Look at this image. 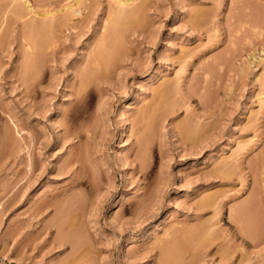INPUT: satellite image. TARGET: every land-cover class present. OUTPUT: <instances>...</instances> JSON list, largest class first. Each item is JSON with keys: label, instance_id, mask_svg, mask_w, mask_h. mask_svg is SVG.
Returning a JSON list of instances; mask_svg holds the SVG:
<instances>
[{"label": "rangeland", "instance_id": "obj_1", "mask_svg": "<svg viewBox=\"0 0 264 264\" xmlns=\"http://www.w3.org/2000/svg\"><path fill=\"white\" fill-rule=\"evenodd\" d=\"M111 1L84 0L55 40L0 0V264H70L73 220L78 264H264V0H134L117 30Z\"/></svg>", "mask_w": 264, "mask_h": 264}, {"label": "bare ground", "instance_id": "obj_2", "mask_svg": "<svg viewBox=\"0 0 264 264\" xmlns=\"http://www.w3.org/2000/svg\"><path fill=\"white\" fill-rule=\"evenodd\" d=\"M84 0H70V1H67V2H65V3H63L62 5H61V8L58 10L59 11V13L57 14V12H55L54 11V9H52V8H45V9H43L42 11H40V9H36L35 8V6L34 5H32L31 3H30V0H10V2H9V4L7 3L6 5H4L5 6V8L6 9H4L2 12H4V13H9V14H11V16L10 15H8L7 17H4V18H7V20L9 21V23L8 24H14V23H18V22H22V25H25V27L23 26V29L24 28H26V30L27 31H29L30 33H29V37H32V38H35V39H37L36 37L37 36H39L40 34L42 35L43 33L42 32H45L44 34H43V38H44V36H48V34L46 35V32L48 31V33H49V36L51 35L50 33H51V31L52 32H54V30H51V29H57L58 27H62V25H65V24H69V26L71 27H73L74 28V24H75V22L74 21H76L75 20V18L76 17H80V16H82V14H83V8H81L80 6H79V4L80 3H82ZM110 1V0H109ZM111 3L113 4H111V6L113 7L114 6V8H112V7H110V6H108V8H112V10H109V11H112V13H113V11H114V17H113V14H112V18L114 19V26H113V28L112 29H116L117 30V28L118 27H120L121 25H120V22L121 21H123V20H125L124 18H127V16H128V18H129V15L130 14H134V15H139L138 13H139V11L136 9H134V10H132V4L134 3V0H112L111 1ZM132 7H131V6ZM134 5V4H133ZM131 7V8H129L130 10H128V7ZM135 6V5H134ZM1 8H3V6L1 5ZM139 8H141V6H139ZM114 9V10H113ZM6 10V11H5ZM39 10V11H38ZM139 10H141V9H139ZM133 11H135V13L133 12ZM143 11V10H142ZM132 12V13H131ZM138 12V13H137ZM0 15H1V13H0ZM5 16V15H4ZM10 16V17H9ZM140 16V15H139ZM1 18H3L2 16H0ZM110 17H111V15H110ZM109 17V18H110ZM134 17V16H133ZM135 17H138V16H135ZM134 17V18H135ZM58 18H61L60 19V21H58L59 19ZM55 19H57V20H55ZM111 19V18H110ZM123 19V20H122ZM4 20H6V19H2V21H1V19H0V31L2 30V23L4 22ZM55 21V22H54ZM60 22L59 24V26H56V25H58V22ZM126 21V20H125ZM2 22V23H1ZM53 22H54V24H53ZM57 22V23H56ZM113 22V21H112ZM124 22V21H123ZM123 22H121V23H123ZM55 23H56V25H55ZM4 24V23H3ZM71 24V25H70ZM111 26V25H110ZM115 27V28H114ZM22 31V33L24 32V34L25 33H27V31ZM111 32L113 33V31L111 30ZM115 32V31H114ZM37 34L36 35V37H35V34ZM40 33V34H39ZM116 33V32H115ZM1 34H2V32H1ZM0 34V35H1ZM23 34V35H24ZM52 34H55V33H52ZM114 34V33H113ZM28 35V34H27ZM56 35V34H55ZM54 36V35H53ZM1 37H3L2 35L0 36V45H1V40H2V38ZM24 37L26 38V36L24 35ZM45 37V38H46ZM51 37H52V35H51ZM55 37V36H54ZM54 37H52V38H54ZM27 38H28V36H27ZM26 38V39H27ZM31 38V39H32ZM38 38H41V36L40 37H38ZM48 39H49V37H47ZM46 38V39H47ZM25 39V40H26ZM30 39V38H29ZM29 40V43H30V41H31V43H30V45H29V47H28V51H26L27 49H25V51H26V54L28 53V55H27V59L25 60V63H24V66L21 68L22 69V73L20 74V80H21V85L22 84H24V89H23V92H25V94L28 92V90H30V87H31V85H33L34 84V81H35V79L37 80V73L39 72H36V69H35V67H36V65L38 66V64H35L34 63V61H35V57H34V55L35 54H33L32 52H33V50H30V48L31 49H37V48H35V47H39V49H43V45L42 44H45L44 46H47L48 47V44L46 45V41L43 43L42 42V46H40V44L39 43H41V42H39V39L37 40L38 41V43L35 45V46H33V39L32 40ZM55 39V38H54ZM53 39V40H54ZM56 40V39H55ZM55 40H54V42H55ZM42 41V40H41ZM51 41V40H50ZM28 42V41H27ZM47 42H49L48 40H47ZM28 43V44H29ZM35 43H36V41H35ZM39 44V45H38ZM49 44H51L50 42H49ZM52 45V44H51ZM50 46V45H49ZM33 47V48H32ZM40 47H42V48H40ZM26 48V47H25ZM45 48V47H44ZM49 48V47H48ZM41 50H39V51H41ZM95 50V49H94ZM35 51V50H34ZM44 51H46V49L44 50ZM38 52V51H37ZM38 53H41V52H38ZM96 53V52H95ZM25 54V55H26ZM33 54V55H32ZM43 54H45V53H43ZM93 54H94V52H93ZM99 54V53H98ZM38 55V54H37ZM41 55H42V53H41ZM40 55V56H41ZM97 55V54H96ZM100 55V54H99ZM98 55V57L97 56H95V59H94V65H95V67H97V66H101L100 64H102V63H104L105 64V62H102L101 61V59H100V57H102V56H99ZM101 55H102V53H101ZM37 57V56H36ZM39 57V56H38ZM252 57H254V55L252 54ZM35 58V59H34ZM103 58V57H102ZM34 59V60H33ZM103 60H105V58H103ZM251 60V59H250ZM248 62H247V65H250L251 63H253L252 61H249V60H247ZM255 61V60H254ZM91 62V61H90ZM102 62V63H101ZM38 63V62H37ZM23 64V63H22ZM34 64H35V66H34ZM184 65V64H183ZM246 66V65H245ZM244 66V67H245ZM88 67H89V65H88ZM92 67V66H91ZM94 67H92V69H93ZM97 68H99V67H97ZM105 68V65H104V67L101 69V70H103ZM243 68V67H242ZM241 68V70L242 71H244V68L242 69ZM90 70H86V72L87 73H89L90 71V74H93L94 73V70H95V68H94V70L92 71L91 70V68H89ZM100 69V68H99ZM105 70V69H104ZM103 70V71H104ZM183 70V69H182ZM241 71V72H242ZM245 72V71H244ZM40 73V72H39ZM87 73H85L86 75H87ZM98 73H99V71H98ZM85 74H84V76H85ZM89 74V75H90ZM96 75H97V73H96ZM38 76H40V75H38ZM92 75H90V76H85V77H83V78H87L86 80H88L87 81V83L89 82V77H91ZM85 79H83V81L85 80ZM264 79V78H263ZM85 82V81H84ZM82 83V82H81ZM84 84V83H83ZM31 91V90H30ZM29 91V92H30ZM29 92H28V94H29ZM263 98H264V96H262V98H261V102L262 103H264V100H263ZM150 116H152V115H150ZM141 117V116H140ZM144 117V116H143ZM153 117V116H152ZM152 117H150V118H152ZM140 119H142V117L140 118ZM151 120V119H150ZM148 121V120H147ZM68 125V124H67ZM67 125H65V126H67ZM70 127H67L66 129H68V131L69 130H71V129H69ZM191 129H193V128H191ZM194 130V129H193ZM192 130V131H193ZM191 130H190V133L192 132ZM14 132V131H13ZM13 132H11V130L9 131V130H7L6 131V133L3 135V141L2 142H6L7 144H9L10 145V148H12V150L14 151V153L17 155V154H19L20 153V156H22L21 154H22V152L23 151H25L26 150V148H27V144L26 143H24V142H22L23 140L21 139L20 140V138H22V137H20V138H18L17 136H16V133L14 134ZM66 132V131H65ZM71 132H73L72 130H71ZM70 131L68 132V133H71ZM17 133H20V130L18 129L17 130ZM74 134V133H73ZM193 134V133H192ZM69 135V134H68ZM22 136V135H21ZM127 133L125 132V130H123L122 131V137L121 138H123V139H126L127 138ZM26 165H27V167H28V170H30L31 169V167H32V162H31V160L30 159H28V162L26 163ZM28 170H25V172L24 173H28L29 171ZM74 172V171H73ZM80 170L79 169H76L75 170V173L73 174V176H75V178H73V179H75L74 181H78L79 183L78 184H80L81 183V181H80V179H81V175H80ZM82 172V171H81ZM72 179V180H73ZM82 180V179H81ZM76 183V182H75ZM71 192V191H70ZM71 195V194H70ZM73 196V195H72ZM70 198H71V196H70ZM75 198V197H74ZM122 199H123V197H121L117 202L115 201V202H113L112 203V205H111V208H110V213H111V216H113V209H115V206L116 205H118V203H120L121 201H122ZM71 200H72V198H71ZM67 202H68V200H67ZM74 202V201H73ZM66 203V202H65ZM72 203V202H71ZM50 205V204H49ZM59 205V204H58ZM61 205V204H60ZM69 205V204H68ZM72 206V205H71ZM67 207V206H66ZM72 207H74V204H73V206ZM58 208V207H57ZM65 208V207H64ZM71 208V207H70ZM70 210L68 209V211L67 212H69ZM72 211V210H71ZM70 211V212H71ZM73 212V211H72ZM71 212V213H72ZM67 215L68 216V214L67 213H64L63 214V212L61 211V208L59 209V220H61V222H63V216L64 215ZM73 214V213H72ZM71 217H72V215H70ZM69 216V217H70ZM73 216H74V214H73ZM74 218V217H73ZM112 218V217H111ZM55 219V218H54ZM65 219H67V217L65 218ZM70 219V218H69ZM69 219H68V222L67 223H69ZM75 219V218H74ZM74 222H75V220H73ZM73 221L71 222V224H69L70 226L68 227V230L66 231V232H61V233H59L58 235H60L58 238H59V244L60 245H67L66 244V242H69L71 245V247H72V250H71V253H70V257H71V260H70V264H78V263H80V262H78L77 263V261H80V259H79V257H81L82 255H80L83 251H81L82 249V247L86 244V247H90V244L89 245H87V242L86 243H84V245H82V242L80 241V239L82 240V238L81 237H83L84 235H83V233H79L78 232V229H79V227L78 228H74L73 227V225H72V223H73ZM59 221H57V223H58ZM65 222H66V220H65ZM65 222H64V224H63V227H64V225L66 226V227H60V228H63V230H66V228H67V226L68 225H66L65 224ZM56 223V224H57ZM55 224V223H54ZM72 225V226H71ZM60 226V225H59ZM61 226H62V224H61ZM83 229V228H82ZM59 231H61L60 229H59ZM80 231H82V230H80ZM78 234H79V236H78ZM81 235V236H80ZM79 237H80V239H79ZM86 240V239H85ZM68 243V244H69ZM82 246V247H81ZM85 247V246H84ZM227 247V246H226ZM84 249V248H83ZM86 249H88V248H86ZM223 249H224V247H223ZM222 249V250H223ZM168 251V250H167ZM226 251V250H225ZM227 251H228V249H227ZM226 251V253H228V255H229V252H227ZM231 253V252H230ZM86 254V253H85ZM225 254V253H224ZM233 254V253H232ZM80 255V256H79ZM228 255H226V256H228ZM79 256V257H78ZM84 256V255H83ZM77 257H78V260H77ZM86 259H87V257H85ZM253 258V257H252ZM82 259H84V258H82ZM236 259H237V257H236ZM240 259V258H239ZM238 259V260H239ZM82 261V260H81ZM238 263H240L239 261H237ZM66 263V262H65ZM87 264H88V262H86ZM231 263V262H230ZM235 263V262H234ZM233 263V264H234ZM242 263V262H241ZM81 264H83V263H81ZM237 264V263H236Z\"/></svg>", "mask_w": 264, "mask_h": 264}]
</instances>
